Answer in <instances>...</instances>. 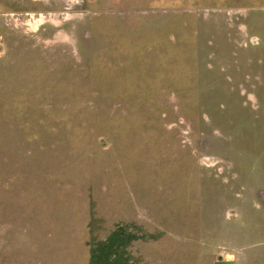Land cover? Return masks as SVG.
<instances>
[{"label":"rangeland","instance_id":"1","mask_svg":"<svg viewBox=\"0 0 264 264\" xmlns=\"http://www.w3.org/2000/svg\"><path fill=\"white\" fill-rule=\"evenodd\" d=\"M264 264V0H0V264Z\"/></svg>","mask_w":264,"mask_h":264},{"label":"water","instance_id":"2","mask_svg":"<svg viewBox=\"0 0 264 264\" xmlns=\"http://www.w3.org/2000/svg\"><path fill=\"white\" fill-rule=\"evenodd\" d=\"M215 264H236V263L234 261H228V260L225 261V260L220 259V260H217Z\"/></svg>","mask_w":264,"mask_h":264}]
</instances>
